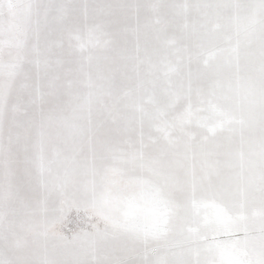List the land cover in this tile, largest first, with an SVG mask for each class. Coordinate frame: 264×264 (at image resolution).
<instances>
[{"label":"snow or ice","instance_id":"1","mask_svg":"<svg viewBox=\"0 0 264 264\" xmlns=\"http://www.w3.org/2000/svg\"><path fill=\"white\" fill-rule=\"evenodd\" d=\"M0 264H264V0H0Z\"/></svg>","mask_w":264,"mask_h":264}]
</instances>
